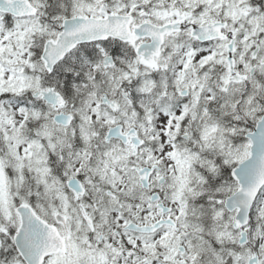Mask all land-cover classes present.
Instances as JSON below:
<instances>
[{"label": "snow or ice", "instance_id": "1", "mask_svg": "<svg viewBox=\"0 0 264 264\" xmlns=\"http://www.w3.org/2000/svg\"><path fill=\"white\" fill-rule=\"evenodd\" d=\"M0 264H264V0H0Z\"/></svg>", "mask_w": 264, "mask_h": 264}]
</instances>
